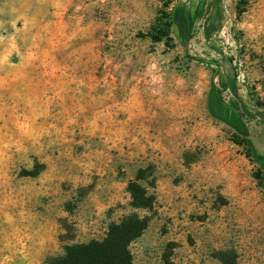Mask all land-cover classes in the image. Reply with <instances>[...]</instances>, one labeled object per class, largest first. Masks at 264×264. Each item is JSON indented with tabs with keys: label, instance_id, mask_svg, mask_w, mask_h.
Wrapping results in <instances>:
<instances>
[{
	"label": "rangeland",
	"instance_id": "374dc122",
	"mask_svg": "<svg viewBox=\"0 0 264 264\" xmlns=\"http://www.w3.org/2000/svg\"><path fill=\"white\" fill-rule=\"evenodd\" d=\"M133 212L164 239L152 264H264V0H0V264Z\"/></svg>",
	"mask_w": 264,
	"mask_h": 264
},
{
	"label": "trees",
	"instance_id": "16d2710c",
	"mask_svg": "<svg viewBox=\"0 0 264 264\" xmlns=\"http://www.w3.org/2000/svg\"><path fill=\"white\" fill-rule=\"evenodd\" d=\"M169 4L172 0H161ZM159 26L152 28L149 33L153 42H161L163 38L167 43L171 40L169 28L171 21L159 20ZM235 94L238 95L237 91ZM239 144L248 147V156L251 155V147L246 139H241ZM144 171L140 170L134 181L129 183V192L132 196V206L136 209L150 210L154 205V199L147 194L145 187L139 181L145 178ZM150 223V216L133 212L119 222L109 226L106 236L101 240H91L87 243H76L68 245L63 255L53 257L50 264H135L131 243L142 236ZM224 256H219L223 264H235L234 261L228 263ZM163 264H172L168 259H164Z\"/></svg>",
	"mask_w": 264,
	"mask_h": 264
},
{
	"label": "crops",
	"instance_id": "0c3cea01",
	"mask_svg": "<svg viewBox=\"0 0 264 264\" xmlns=\"http://www.w3.org/2000/svg\"><path fill=\"white\" fill-rule=\"evenodd\" d=\"M167 238H172L177 242L180 240L179 236L175 238H173V236ZM162 240H158L156 233L153 231L151 226H149L147 230H145V232L142 234V236L133 242V245L136 246L137 253L140 255L139 257L142 264H152L156 259H159L160 261V244ZM192 251V248L187 249V247L184 245H177L175 249L176 255L174 254L172 261L175 264H188L189 260H191L190 258H195L196 256V254H188V252L190 253ZM195 261H197L196 258ZM191 264H193V262H191ZM197 264H200V262H197Z\"/></svg>",
	"mask_w": 264,
	"mask_h": 264
}]
</instances>
